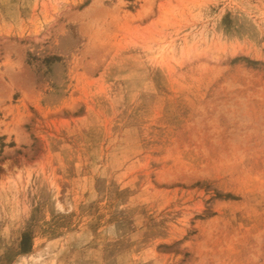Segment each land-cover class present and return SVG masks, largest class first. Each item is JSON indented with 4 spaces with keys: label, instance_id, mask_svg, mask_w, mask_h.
Returning <instances> with one entry per match:
<instances>
[{
    "label": "rangeland",
    "instance_id": "rangeland-1",
    "mask_svg": "<svg viewBox=\"0 0 264 264\" xmlns=\"http://www.w3.org/2000/svg\"><path fill=\"white\" fill-rule=\"evenodd\" d=\"M0 264H264V0H0Z\"/></svg>",
    "mask_w": 264,
    "mask_h": 264
}]
</instances>
